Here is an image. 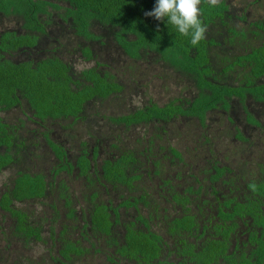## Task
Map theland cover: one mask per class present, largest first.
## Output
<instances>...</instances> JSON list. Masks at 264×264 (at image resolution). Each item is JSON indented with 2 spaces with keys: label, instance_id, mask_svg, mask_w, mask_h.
Returning <instances> with one entry per match:
<instances>
[{
  "label": "trees",
  "instance_id": "obj_1",
  "mask_svg": "<svg viewBox=\"0 0 264 264\" xmlns=\"http://www.w3.org/2000/svg\"><path fill=\"white\" fill-rule=\"evenodd\" d=\"M154 4L0 0V175L9 180L0 195V250L13 252L3 264H99L90 255L97 251L106 256L101 264H264V159L249 178L212 150L201 165L173 146L186 131L176 120L205 135L220 111L235 139L249 141L243 127L264 135V2L202 0L207 31L196 45L167 18L145 17ZM101 48L107 61L93 63ZM116 63L172 78L166 94L178 89L179 97L157 104L138 96L135 105L122 97L130 84L112 73ZM132 133L143 145L120 143ZM30 204L42 217L34 220ZM77 218L83 225L73 241ZM46 235L65 244L40 260L28 256V244Z\"/></svg>",
  "mask_w": 264,
  "mask_h": 264
},
{
  "label": "rangeland",
  "instance_id": "obj_2",
  "mask_svg": "<svg viewBox=\"0 0 264 264\" xmlns=\"http://www.w3.org/2000/svg\"><path fill=\"white\" fill-rule=\"evenodd\" d=\"M263 2H264V0H263ZM262 14H263V12H262ZM82 41L84 43L87 42V40H82ZM106 55H107L106 50L104 48H101V50H100V52H98L96 58L93 59V63L96 60L99 62H102L103 60L107 61ZM76 63H79V62L76 60ZM115 65L117 68L112 70V73L113 74L117 73L120 77H122L123 82L130 84L128 86L129 88H127V89L124 88V91L122 92V94H123L122 97H124L126 95L127 100L129 98L130 99L132 98L133 103L135 105L140 103L138 96L141 98V100L144 97H145V99H154V101L157 104L160 103L159 100L161 98H163L162 99L163 102H169V101L179 97V93H178L179 91L178 92L175 91L178 89H174L170 93L166 94L167 86L173 87V85H174V81L172 78L167 80L166 77H164L163 75H159V76H148L147 75L146 76V72L143 69L135 70L131 67L128 68L127 65H125V64L121 65L119 63H116ZM74 67H75V65H74ZM155 70L157 72H160L159 69L155 68ZM139 73H140V75H139ZM134 81H135V83L141 81V85L143 86V89L137 88L134 84ZM185 82L187 84H189L188 80ZM189 88H190V90L193 89V87H191V86L183 87L184 92H186ZM141 90H143V91L139 92ZM159 91H161V92L159 93ZM124 101L126 102V100H124ZM124 101L121 102L122 106H125ZM177 103L178 102H176V104ZM110 104H112V103H110ZM129 104H130V102H128L127 105H129ZM91 105L94 108L96 103H94V105L93 104H91ZM102 106L108 107L109 103L104 102V103H102ZM125 107H127V106H125ZM262 109H263V103H261V104L258 103L257 106L254 105V112L257 114L258 117H262L260 114L261 111L263 112ZM9 121L14 122V120H11V119H9ZM242 122H244V121H242ZM174 124H175V126H179V128L181 127V130H186L184 132L182 131L183 137L180 139V141H178L177 144L173 145L177 150H179L182 153V156L185 159V161H194L196 164L203 165L205 162V159L210 158L208 151L212 150V152L210 153L212 155V157L217 159L220 162V164L226 165V166L230 167L231 169H233V171H235L237 174H239V175L243 174L245 177H249L250 174L256 175V173L258 171V164L261 162V160L264 159V135L262 136L261 132L259 133V131H257V130L254 132L248 128L243 127V134L246 137L250 138L248 141L249 143L243 141L242 139H235V136H234L235 132H233V130H232L233 125L229 124L227 122L226 112L223 113L222 111L216 112L214 115L211 116L210 119H208V127H207L208 133H206L205 135L203 134V131H202V130H205V128H202V129L196 128V127L190 128L189 125L184 120L183 121L176 120ZM239 128L241 129L242 127L240 126ZM112 130H113V128H112ZM26 132H27L26 127H23V129L20 130V134L22 136L25 135ZM138 140H140V136L136 133H132V135L126 134V135L122 136V140L120 141V143H127L130 146H134V147L138 148V147H140L139 145H143L141 142H137ZM250 140H251V142H250ZM166 146H167V144H165V148H166L165 152H167V148L169 147V146L168 147H166ZM137 148H136V150H137ZM38 155H39V151L36 153V156H38ZM38 158L40 159V156H38ZM165 164H167V163H165ZM28 167H29V169L32 168L30 166V163H29ZM193 172L195 174H197V171H193ZM184 181L185 180L182 178L178 182H184ZM246 181L247 180L245 178L242 181V184ZM8 182H9L8 177H6L4 175H0V192H1L0 195H2L3 185H6V183H8ZM79 190H81V187L79 188ZM76 197L78 199L80 196L76 195L74 198V201L77 200ZM101 199L106 200V196H102ZM81 202H82V200H80L79 203L81 204ZM31 205L32 204H30L31 210L32 211H33V209L35 210V212H34L35 216H32L34 218V220L42 217V215H41L42 212H41L40 208L38 206H36V208L33 207V209H32ZM77 208H78V206H77ZM85 208H86V206H85ZM21 209L24 211L28 210L27 204L24 203L21 206ZM49 209L50 208H48V207H44V210L46 212H48ZM59 211L61 214H64L66 212L63 205L59 207ZM43 214H45V213H43ZM51 215H52V212L49 211L50 217L48 216V214H46L45 216L47 219H49V218L51 219ZM49 223H50L49 221L44 219L43 226L45 229L48 227ZM72 225H75L77 228H79V229H77V228L72 229L71 233L68 234L69 237H70V235H72V237H70V238H73V241H75L74 238H77V237L80 238L79 233H80L82 225H83L82 220L80 218H77L76 221L72 220ZM58 226H60L58 223L53 224V227H54L56 233H58L62 229L61 227H58ZM43 236H45V235H43ZM44 240H45V238H44ZM240 240L241 241L245 240V238L241 237ZM45 241L46 242L43 244H41L40 242L36 243L34 241H31L26 248L27 255L28 256H34L35 254L42 253L43 250H45V254H46L47 250L51 251L52 253H55L60 244H62V243L65 244V242H63L62 240H59V243L56 246H54L53 244H51V241H48L47 235H46ZM99 241L101 244H104V241L102 238H100ZM85 246L88 247V244H85ZM15 247L16 246L14 245V249H15ZM95 247H96V245H95ZM114 249H115V247H114ZM90 255L97 257V259L102 263L106 262V256L104 258L103 252L97 251L95 255H92V254H90ZM0 256L2 259L0 264H3V261L5 262V260L8 261L9 259L13 258V252L11 250H9L8 252H3V250H0ZM92 262L94 263V258L92 259ZM75 264H77V263H75Z\"/></svg>",
  "mask_w": 264,
  "mask_h": 264
},
{
  "label": "clouds",
  "instance_id": "obj_3",
  "mask_svg": "<svg viewBox=\"0 0 264 264\" xmlns=\"http://www.w3.org/2000/svg\"><path fill=\"white\" fill-rule=\"evenodd\" d=\"M202 0H155L151 11L144 12L145 17H153L157 21L167 18V22L173 25L183 36L191 37V44L196 45L205 38L207 27L200 19V4ZM211 6H216L220 0H206ZM157 30L158 27H157ZM250 188L255 191V184ZM42 244V243H41ZM48 255V250L35 254L33 259L40 260L41 257ZM100 264L101 262L98 261ZM92 264H94L92 262Z\"/></svg>",
  "mask_w": 264,
  "mask_h": 264
},
{
  "label": "flooded vegetation",
  "instance_id": "obj_4",
  "mask_svg": "<svg viewBox=\"0 0 264 264\" xmlns=\"http://www.w3.org/2000/svg\"><path fill=\"white\" fill-rule=\"evenodd\" d=\"M180 183H182V182H180Z\"/></svg>",
  "mask_w": 264,
  "mask_h": 264
}]
</instances>
